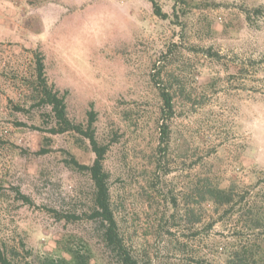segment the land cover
Here are the masks:
<instances>
[{
	"label": "rangeland",
	"instance_id": "374dc122",
	"mask_svg": "<svg viewBox=\"0 0 264 264\" xmlns=\"http://www.w3.org/2000/svg\"><path fill=\"white\" fill-rule=\"evenodd\" d=\"M156 2L165 16L150 0H0L11 21L0 35V247L15 262L63 254L57 241L69 235L93 264H117L98 223L53 211L91 206L88 173L65 158L90 164L94 153L82 134L48 132L36 56L73 122L96 112L111 207L139 264H253L258 244L264 252L242 197L264 203V0ZM44 136L49 151L37 154ZM217 188L233 190L231 207Z\"/></svg>",
	"mask_w": 264,
	"mask_h": 264
},
{
	"label": "trees",
	"instance_id": "16d2710c",
	"mask_svg": "<svg viewBox=\"0 0 264 264\" xmlns=\"http://www.w3.org/2000/svg\"><path fill=\"white\" fill-rule=\"evenodd\" d=\"M154 7V12L158 15L165 16V13L161 11L156 0H150ZM35 73H36V95H38L36 103L37 105H49L54 117V124L48 128L49 133H63L73 131L78 134H82L87 138L91 150L94 153V158L90 164L79 163L74 156L70 155L69 158H65V162L77 168L80 171L88 173L93 190L91 206L81 213L68 211L65 213H59L53 210L58 219H64L66 221H76L80 218H86L95 223H98L99 238L109 253V258L115 261L117 264H139L137 258H135L124 244L122 237L118 231L117 221L115 219L113 209L111 207L110 191H109V173L105 170L103 161L105 153L107 151V145L101 144L95 137L94 122L96 120V112L91 108L86 111V124L81 122H73L67 115L65 95L60 94L58 89H55L52 84L48 83L47 77L44 71V63L42 56H36L35 60ZM162 98V104L165 116H169L172 113V97L164 90L160 92ZM160 140L167 142L169 137V126L164 121L159 125ZM44 144L35 151L37 154H43L49 151L48 142L49 138L44 136ZM213 192L216 196V201L219 204H225L229 207L232 205V199L234 196L233 190L230 189H214ZM243 195L249 199L245 204L248 207L249 212H253L251 229L263 228L264 229V203L261 206H257L253 200L254 195ZM20 198L24 203H31L29 196L20 194ZM261 212V216L258 215ZM255 213H258L257 216ZM66 241L71 245H67ZM60 245L56 248V252H63L58 256L47 255L42 260H39L41 264H93L92 250L82 238L78 239L79 246L72 245L74 242L71 236L67 235L63 240L57 241ZM82 243V245H81ZM258 256L254 258L253 264L264 263V252L260 244L257 247ZM238 253L235 251V255ZM251 255V254H250ZM232 262V261H231ZM0 264H33L30 260H22L21 262H15L14 259L6 253L0 247Z\"/></svg>",
	"mask_w": 264,
	"mask_h": 264
},
{
	"label": "crops",
	"instance_id": "0c3cea01",
	"mask_svg": "<svg viewBox=\"0 0 264 264\" xmlns=\"http://www.w3.org/2000/svg\"><path fill=\"white\" fill-rule=\"evenodd\" d=\"M3 18H0V22L1 21H3L2 20ZM3 22H6V24L4 25H0L1 27H4L3 29H0V35H5L4 37H6L7 36V33H10V31L9 30H7V29H10L9 28V26H8V24H10L11 23V21L10 20H6V21H3ZM1 24H2V22H1ZM6 26H8L7 28H6Z\"/></svg>",
	"mask_w": 264,
	"mask_h": 264
}]
</instances>
